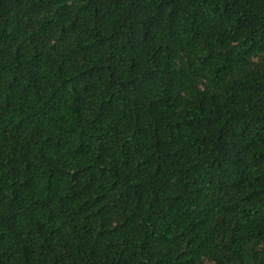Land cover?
<instances>
[{
	"label": "trees",
	"instance_id": "16d2710c",
	"mask_svg": "<svg viewBox=\"0 0 264 264\" xmlns=\"http://www.w3.org/2000/svg\"><path fill=\"white\" fill-rule=\"evenodd\" d=\"M0 264H264V0H0Z\"/></svg>",
	"mask_w": 264,
	"mask_h": 264
}]
</instances>
